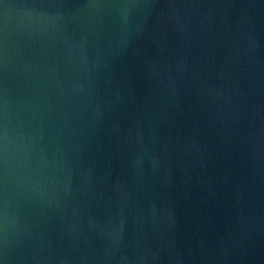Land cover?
<instances>
[{
  "label": "water",
  "instance_id": "95a60500",
  "mask_svg": "<svg viewBox=\"0 0 264 264\" xmlns=\"http://www.w3.org/2000/svg\"><path fill=\"white\" fill-rule=\"evenodd\" d=\"M0 264H264V0H0Z\"/></svg>",
  "mask_w": 264,
  "mask_h": 264
}]
</instances>
